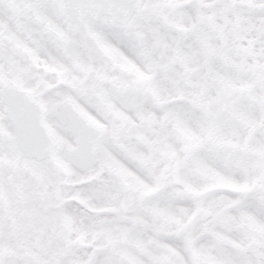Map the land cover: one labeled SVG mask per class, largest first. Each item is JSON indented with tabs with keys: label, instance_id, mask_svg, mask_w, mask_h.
Instances as JSON below:
<instances>
[{
	"label": "snow or ice",
	"instance_id": "obj_1",
	"mask_svg": "<svg viewBox=\"0 0 264 264\" xmlns=\"http://www.w3.org/2000/svg\"><path fill=\"white\" fill-rule=\"evenodd\" d=\"M0 264H264V0H0Z\"/></svg>",
	"mask_w": 264,
	"mask_h": 264
}]
</instances>
